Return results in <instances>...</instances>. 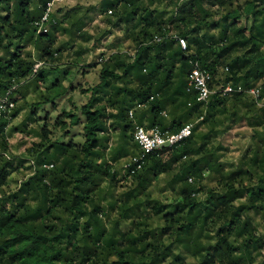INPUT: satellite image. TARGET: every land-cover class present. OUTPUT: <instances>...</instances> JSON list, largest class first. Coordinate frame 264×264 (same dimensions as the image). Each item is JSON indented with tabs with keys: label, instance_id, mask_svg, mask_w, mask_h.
I'll return each mask as SVG.
<instances>
[{
	"label": "trees",
	"instance_id": "obj_1",
	"mask_svg": "<svg viewBox=\"0 0 264 264\" xmlns=\"http://www.w3.org/2000/svg\"><path fill=\"white\" fill-rule=\"evenodd\" d=\"M47 2L0 0V13H6L0 15V51L4 53L0 56V96L10 91L15 103L10 118L0 117V192L13 172L30 170L26 167L29 158L36 162V175L26 180L18 191L0 199V264H109V257L113 255L118 260L111 264H165L169 260L170 264H186L189 260L190 264H244V257L235 255L241 250L235 246L236 240L244 239L242 247L249 258L253 251L264 248V234H256L257 229L264 225V153L259 147L264 145V135L256 133L253 136L256 150H247V158L241 160L240 167L219 164L208 147L218 135H223L216 131L224 123L218 117L227 118L229 128L244 122L250 127L264 125V109L256 110L254 105H245L248 113L241 115L236 108L243 93L217 92L210 97L208 115L202 122L208 131L193 130L194 139L184 140L173 146L171 151L149 154L139 170L128 168L127 175H122L96 163L103 156L100 149L106 146L110 131L119 129L122 138L127 135L131 124L127 111L137 103L148 104L149 122L165 106L171 107L174 116L178 114L185 120L203 114L204 108L196 105L195 96L186 91L187 76L193 62L209 70L213 78L219 67L226 66L229 71L224 85L243 86L245 89L256 86V82L264 78V53L260 52V46H264V0L244 2L245 23L247 14L253 17L251 26L247 28L250 38L243 35L245 28L239 27L240 3L236 4L235 11L220 21L209 22L212 13L205 10L204 4L210 7L220 4L231 9V0H184L182 4L179 0H170L174 13L166 23L157 21L158 16L166 13H154L146 7L137 8L136 0H133L132 8L125 7L123 16L118 9L121 4L127 5L128 0H102L101 12L112 9L117 13L113 27L132 25L129 38L146 41L152 39L153 32L164 35L177 30L186 38L188 48L182 49L176 40L163 37L160 43L139 47L134 64L124 63L120 57H113L115 64L106 63L101 83L92 90V98L84 108L86 127L83 135L86 142L83 146L73 139L50 142L51 132L47 125L38 132L29 128L30 124L38 123L37 111L44 104H54L58 97L69 91L62 81H58L57 74L68 73L76 67V61L48 69L42 67L33 72L32 53L25 50L34 45L38 59L46 64L52 63L56 60L53 46L57 33L69 32L62 24L71 23L69 34L75 40L83 38L77 33L87 22L86 19H76V10H71L61 23L47 25L49 31L41 30L37 36L34 25L43 13L39 7L33 8L39 3L45 9ZM90 11L95 12V9ZM214 30L218 35L211 34ZM110 34L99 35L96 46L99 47L102 38ZM110 46H116V43ZM69 47V44L62 43L55 52L62 56ZM192 50H195V55L188 54ZM241 50L242 55H234ZM87 51H77V60ZM87 67H96V61L79 71ZM22 79H30V83L14 88L13 83L18 84ZM114 81L123 83L125 87H116ZM48 82L50 84L47 85ZM213 83H216L215 79ZM40 87L46 89L44 94H40ZM30 89L39 97L35 103L27 101ZM151 96L156 99L152 100ZM102 103L118 107L120 114L107 117L100 107ZM188 103L194 107L189 109ZM21 112L24 113L23 120L8 135L20 131L40 136L43 142L32 144L23 154L4 160L2 152L10 150L5 140V129ZM65 118L73 126L80 124L74 113H61L56 127L67 130ZM44 119H47V113ZM107 119L115 121L111 129L106 126ZM175 124H179V118L174 120ZM176 130L173 127V131ZM99 133L106 135L100 136ZM215 148L223 152L228 150L223 144H217ZM137 153L122 140L113 150L112 159L118 162ZM193 155L200 156V159H192ZM184 156L189 159L184 160ZM53 162L55 168L47 171L44 166ZM202 166L210 168L219 180L218 187L207 189V198L200 203L192 198L193 186L188 185L184 177L190 172L198 175ZM225 167L233 170L226 173ZM161 173L167 175L166 187L178 193L173 204L160 203L149 191L153 181L157 185ZM121 179L130 181V186L117 196L114 190ZM245 197L246 204L234 207L235 200ZM113 213H117L119 219L109 230L100 216L110 218ZM128 220H131V225L126 231L121 230V223ZM165 238L170 243L166 244Z\"/></svg>",
	"mask_w": 264,
	"mask_h": 264
},
{
	"label": "clouds",
	"instance_id": "obj_2",
	"mask_svg": "<svg viewBox=\"0 0 264 264\" xmlns=\"http://www.w3.org/2000/svg\"><path fill=\"white\" fill-rule=\"evenodd\" d=\"M102 0H48L46 4V10L44 9L43 4L36 3L34 5L33 10L39 7L42 11V19L34 25L37 28L36 35H39V31H49V27L47 25L54 23H61L64 20L65 14L70 13L71 10H76L75 16L76 19H86L87 22L81 25L79 32L77 35L79 39L73 40L69 32L71 31V23H63L62 27L64 29H68L69 32L57 33L56 44L53 46V55L56 57V60L52 63L46 64L45 61L38 59L37 50L34 45L29 46L25 51L31 52V60L34 62L33 72L39 71L43 68H52L67 65L76 61V67L73 68V72L75 73V77L70 80L64 81V88L67 90L70 85H82L83 91L77 87V90L74 93L68 92L65 96H61L57 100L58 106L55 110L48 104L44 105V109L38 113L39 116H43L44 112L47 111L49 113V119L47 121L41 119L36 124H30V129H35L37 132L41 127L47 125L48 131L51 132L49 136V141L52 143L75 139L78 145L83 146L86 142V137L83 135V132L86 127V118L84 113V108L89 104L94 89L98 87L101 83L102 73L104 71V65L107 64H115L116 61L113 60V57H120L121 61L127 64H134L137 58V52L139 47H148L150 43H160L162 41V37L158 32L152 33V39L146 41H139L136 38H129L131 36V28L132 25L120 24L118 27H113L112 25L116 23L117 13L116 11L109 9L106 12L100 11ZM240 2V20L242 23L239 25L241 28H245L243 35L248 36L250 38V33L247 31V28L251 26L253 17L249 13L247 14V21H245V14L243 8L244 0H239ZM179 3H184V0H179ZM125 7L132 8L133 0H128L127 5L121 4L119 6V14L121 16L124 15ZM137 8H148L150 11L166 13L163 16H158V22H167L169 16L174 13V5L170 2V0H136ZM204 8L206 11L212 13L209 16V22L211 21H220L223 16L229 14L231 11L236 10V4L234 0L233 7L231 9L221 7L220 4H216L214 7H210L207 3L204 4ZM90 9H95V12L90 11ZM6 13H0V15H4ZM111 21V23L109 22ZM75 22V21H73ZM143 25H140L142 28ZM140 28L137 29L139 33ZM110 32L111 34L106 37L103 41H101V46H96V41L99 35ZM212 35H218V33L214 30ZM203 31L201 32V36H203ZM229 35H233L229 33ZM168 36L178 41L179 47L183 49L188 48V42L182 38H180V33L177 30H172L168 33ZM233 39L235 37L233 36ZM116 43L117 46H113L111 48L108 45H112ZM69 44L70 47L68 50L64 51L63 55L55 52V48L59 47L60 44ZM221 47L224 44L220 45ZM80 49H87L88 51L83 55L80 60H77L75 53ZM260 52L264 53V46H260ZM189 55H195V50H192L188 53ZM243 50L240 52L234 53V55H242ZM3 51H0V56H3ZM252 55V53H249ZM99 58V59H98ZM93 61H96V67L87 70V75L82 76L80 74L79 69L84 68L87 65H90ZM229 69L224 67H219L217 69V74L215 78L211 74L206 71H202L201 69L193 68L191 71V75L187 77V89L190 95L195 96V104L204 108L203 114L198 117H193L191 119L185 120L182 117L174 116L172 113V109L169 106H165L162 110L159 111L157 117L154 118L152 122H149L148 116V104H135L130 107L127 111V119L131 121V124L128 126L127 135L123 138L120 135L119 129L112 133L111 131L107 134L108 141L106 146L100 151L103 152V156L96 160L97 165H104L112 169L113 173H119L122 175H127L128 168L131 164L135 163L137 159H141L142 157H138L135 155H128L120 159L118 162H114L112 159L113 150L119 147L122 140L126 142L127 146L131 148L133 152L143 153L144 155L151 154L154 150L165 152L171 151L172 147L176 145L180 141H184L186 139H194L193 130L197 132H207L203 125V121L205 117L208 115L207 106L211 103L210 97L215 96L217 92L223 89L224 93H232L233 88L229 84L228 87H224L223 81L228 74ZM119 74V73H118ZM215 79L216 83L212 84V87H209V82ZM194 81V83H193ZM30 83V79H22L19 83H13V87L17 88L22 85ZM116 87L124 88L125 85L120 83L119 81H114ZM40 94H44L46 89L44 87H40ZM236 92L243 93V96L240 98V103L236 105V108L239 110L241 115L248 113V108L245 105L253 106L256 110L264 109V78H261L258 82H256L255 87H249L245 89L243 86H239L236 88ZM198 93V94H197ZM68 97L72 98L73 104H68ZM39 99L36 93L30 92L27 96V101L29 103H35ZM152 100H155L156 97H152ZM13 108L15 105L12 106ZM100 107L103 109L105 115L107 117H115L120 114V109L112 104L102 103ZM187 107L189 109L193 108L194 105L192 103H188ZM229 107H232L230 104ZM4 109L0 107V111ZM27 111V109H25ZM93 112L96 111V108L93 107ZM61 113H74L76 117L79 118L80 124L73 126L70 120H66L68 125L67 131L69 132V136L65 137L63 135V129L56 127L57 118L61 116ZM139 113V115H138ZM231 115V113H229ZM24 113L22 112L20 116H18L15 120L9 123L8 127L5 129V140L9 146L16 145L18 141L27 140L28 143L24 148L20 149V152H24L26 148L32 146V144L42 143V139L40 136L32 135L25 136L23 133L17 132L8 135L10 130L19 125L23 120ZM179 118V124L174 125V120ZM218 119L224 120L222 125H219L216 128L218 133H223V136H217L211 145H209V149L216 156L217 162L223 165H233L235 167L241 166V160L246 159V152L249 148H252L253 152L256 150V142L253 141V136L256 133H260L264 135V125L259 127H250L246 122L235 125L231 128L228 127V120L225 117H218ZM115 124L114 119H107L106 126L111 129V126ZM163 124V127H161ZM199 126V128H198ZM173 127H176V131H173ZM76 134L73 136V134ZM100 136L106 135L105 133H99ZM223 144L225 148H227V152L217 151L215 145ZM261 152L264 153V145H259ZM82 151V147H81ZM12 155H19L15 149H11V151H3L2 158L4 160H10ZM250 155V154H249ZM184 160H188V156L183 157ZM192 159H200V156L193 155ZM36 162L34 159L29 158V163L26 165L30 170L25 172L23 169L20 170L19 173L13 172L8 177V184L2 186V192H0V199H3L5 195H11L13 192H16L20 189V187L24 184V182L30 179L32 176L36 175L35 172ZM55 162L45 165L44 167L47 171L51 172L55 168ZM139 170V168L137 169ZM233 169L229 167H225L224 171L226 173L231 172ZM167 179V175L165 173H161L159 176L160 180V188H165L164 181ZM188 185L193 186V191L191 192V196L193 199L203 203V201L207 198V189H216L218 187L219 177L215 174L210 168L207 166H202L201 171L198 175L192 174L191 172L184 177ZM12 181H17L16 183H12ZM48 183V181H45ZM247 186V182H245ZM130 186V181H125L121 179L116 189L114 190L117 196L119 194L124 193L128 190ZM105 188L108 187L107 184L104 185ZM157 185L156 182L153 181L152 187L149 191L152 193L153 199H158L162 204H173L174 198L177 197L178 193L173 191L172 188H167L163 192H158L156 190ZM247 203V197L243 199H238L233 202L234 207H240L242 204ZM151 211V210H149ZM100 219L105 221V227L111 230L113 224L119 219L117 213H113L110 218H106L103 215L100 216ZM131 225V220L125 221L121 223V230L126 231L127 227ZM155 227V223L153 224ZM257 235L264 234V225H261L257 229ZM236 240L235 237L232 238ZM243 242L244 239L240 238L236 240L235 246L240 248L241 250L235 253L237 257H244V264H264V248L258 249L257 251H253L251 257L249 258L247 253L243 250ZM165 243H170V241L165 238ZM179 254V252L177 253ZM187 255V254H185ZM113 260H118V257L113 255L109 257V264ZM165 264H170V260L166 261ZM186 264H190V260L186 261Z\"/></svg>",
	"mask_w": 264,
	"mask_h": 264
},
{
	"label": "rangeland",
	"instance_id": "obj_3",
	"mask_svg": "<svg viewBox=\"0 0 264 264\" xmlns=\"http://www.w3.org/2000/svg\"><path fill=\"white\" fill-rule=\"evenodd\" d=\"M246 0H244V2H245ZM237 3H240L239 2V0H235V4H237ZM231 4H232V6H233V4H234V0H231ZM245 22V21H244ZM241 23H242V21H241ZM108 36V35H107ZM107 36H104L103 38H102V40L101 41H103L104 39H106V37ZM115 43V42H114ZM99 46H101V42H100V44H99ZM117 46V45H116ZM108 47L109 48H111V46L110 45H108ZM113 47V46H112ZM95 68V67H94ZM88 69H92V68H90V67H87V68H85V70H83V71H80V74L82 75V76H86L87 75V70ZM64 71H65V69H64ZM48 76L50 77L51 76V73L50 72H48ZM57 76H58V81H62V83L64 84V81H66V80H70V79H73L74 77H75V73L73 72V68H71L70 70H69V72L67 73V71H65V73L64 72H61L60 74H57ZM48 84H50V82H48L47 83V85ZM73 87V88H72ZM77 87H79L80 88V90L81 91H83V86L82 85H70V87H69V91L68 92H71V93H74L76 90H77ZM30 92H32L31 91V89L29 90V92H28V94H27V96L29 95V93ZM67 92V93H68ZM33 93V92H32ZM66 94H64V95H62V96H65ZM61 97V96H60ZM59 98V97H58ZM58 98L55 100V102H54V104H52V103H46V104H48V105H50L51 107H52V109L53 110H55V108L58 106V104H57V100H58ZM67 102H68V104H70V105H72L73 107H75V105L73 104V101H72V98L71 97H68V99H67ZM45 105V104H44ZM44 109V106H43V108H41V109H39L38 111H37V116H38V121L39 120H41V119H43V120H45L44 118H45V114L47 113V119L45 120V121H47L48 119H49V113L47 112V111H45L44 112V115L43 116H39L38 115V113L39 112H41L42 110ZM22 113V112H21ZM20 113V114H21ZM20 114L18 115V116H20ZM17 116V117H18ZM17 117H15L13 120H15ZM12 120V121H13ZM65 120H68V118H65ZM239 124H242V123H239ZM239 124H236V125H239ZM235 126V125H234ZM17 132H20V131H14L12 134H14V133H17ZM116 131H113L112 133H115ZM20 133H23L25 136H32V134H29V133H24V132H20ZM63 135H65V137H68L69 136V132L67 131V130H64L63 131ZM74 135H76L75 133L73 134V136ZM221 136H223V135H221ZM74 141H75V139H73ZM76 142V141H75ZM28 143V141L27 140H21V141H18V143L16 144V145H13V146H9V151H11V149H15L17 152H19V155L20 154H23V152H20V149H22V148H24L25 147V145ZM14 156H16V155H14ZM27 171V170H26ZM158 183H157V188H156V190L158 191V192H163V191H165V189H167L168 187H166V185H165V188H160L159 187V185H160V180H158L157 181ZM12 183H14V182H12ZM164 184H165V181H164ZM176 198V197H175Z\"/></svg>",
	"mask_w": 264,
	"mask_h": 264
},
{
	"label": "built area",
	"instance_id": "obj_4",
	"mask_svg": "<svg viewBox=\"0 0 264 264\" xmlns=\"http://www.w3.org/2000/svg\"><path fill=\"white\" fill-rule=\"evenodd\" d=\"M47 4V3H46ZM45 10H46V6H45ZM42 19V16H41V18L39 19V21ZM39 21H37V22H35V24H37ZM43 31V30H42ZM43 32H45V31H43ZM169 33V32H168ZM168 33H166V34H164V35H161V37H162V39H163V37H166L167 39H171L169 36H168ZM180 38H182V39H184V40H186V38H184V37H182V36H180ZM177 41V40H176ZM178 42V41H177ZM183 49V48H182ZM193 68H197V69H201L202 71H206V72H208L209 74H211L212 75V73L209 71V70H207V69H205V68H201L200 66H199V64H198V62H193V65H192V67L190 68V70H189V72H188V76L189 75H191V71H192V69ZM187 76V77H188ZM213 76V75H212ZM193 83H194V81H193ZM229 86V84H225L224 85V87H228ZM232 86V85H231ZM209 87H212V81H210L209 82ZM237 87H239V86H236V87H234V86H232V88H233V92H236V88ZM253 87H255V86H253ZM219 92H221L222 94H226V93H224V91H223V89H221ZM232 92V93H233ZM9 93H11L10 91H8L7 92V94L6 95H4V96H0V107H2L4 110L3 111H0V117H7V118H10V112H11V110H12V106L15 104L14 103V101H13V99H11V97H10V95H9ZM198 94V93H197ZM227 94H229V93H227ZM151 98H152V96H151ZM183 141H180V142H178L176 145H174V146H178V145H180L181 143H182ZM156 153L157 152V150H154L152 153ZM135 156H138V157H142L141 159H137L136 160V162L135 163H133V164H131V166L129 167V168H131V170L133 171V170H136V169H140L141 167H142V165L144 164V162H145V159H146V157L149 155H144L143 153H137V154H134Z\"/></svg>",
	"mask_w": 264,
	"mask_h": 264
}]
</instances>
